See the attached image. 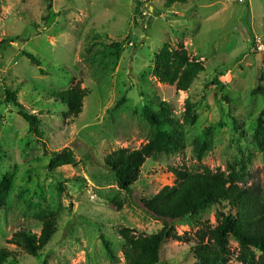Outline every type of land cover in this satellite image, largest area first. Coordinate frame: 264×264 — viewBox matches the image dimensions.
Wrapping results in <instances>:
<instances>
[{
	"label": "rangeland",
	"instance_id": "rangeland-1",
	"mask_svg": "<svg viewBox=\"0 0 264 264\" xmlns=\"http://www.w3.org/2000/svg\"><path fill=\"white\" fill-rule=\"evenodd\" d=\"M191 7L165 9V0H0V180L14 176L0 209V250L15 256L8 264H125L118 231L150 235L162 228L142 199L173 184L171 168L227 172L243 160L248 173L243 185H259L264 192V150L253 140L261 113L264 119V0H213ZM256 38L262 40L261 52L254 48ZM114 43L122 45L118 60L110 48ZM165 43L183 45L205 67L187 93L151 76L154 54ZM76 83L89 95L70 123L63 118L66 107L52 96ZM6 90L39 121L37 133L6 102ZM187 99L195 122L184 127L185 149L147 159L131 196L121 193V209H112L106 192L116 184L104 157L146 144L147 103L164 101L170 115L183 121ZM197 138L209 145L201 162L192 154ZM65 149L74 164L50 171L51 155ZM48 211L57 219V232L39 257L8 243L21 230L39 234L37 215ZM200 223L176 222V234L186 242L167 241L159 264H193L198 231L216 225L215 210L206 211ZM230 249L228 264H239L233 241Z\"/></svg>",
	"mask_w": 264,
	"mask_h": 264
},
{
	"label": "trees",
	"instance_id": "trees-1",
	"mask_svg": "<svg viewBox=\"0 0 264 264\" xmlns=\"http://www.w3.org/2000/svg\"><path fill=\"white\" fill-rule=\"evenodd\" d=\"M186 1L165 0V7ZM110 48L112 56L118 60L122 45L114 43ZM24 56L34 66H40V62L32 54L24 53ZM150 70L155 83L173 87L177 93H187L199 75L205 72V67L202 62L192 58L183 45L172 47L165 43L154 54ZM88 95L89 92L82 89L80 83H76L52 98L66 107L67 115H64V120L74 123L82 113L83 102ZM5 98L7 103L18 109V115L28 124L29 131L37 133L39 121L16 102V94L6 90ZM124 100L122 97L117 105ZM192 107L187 99L181 121L170 115L169 105L164 101L155 104L150 102L144 106L143 117L150 128L146 144L136 150L112 151L103 159L104 167L116 184V190L106 192L107 203L112 209H121V193L131 196L132 187L138 181L147 159L159 155L175 156L185 149L184 127L195 122ZM262 115L263 113L258 116L253 131V140L261 152L264 150ZM192 145L193 156L201 162L209 151L208 142L197 138ZM74 162L73 153L65 149L51 155L48 167L50 171H55L64 166H72ZM170 171L174 177L173 184L142 199L144 209L162 222V228L150 235H136L128 228L118 231L124 243L125 264H159L163 245L167 241L186 242L176 234L174 224L187 219L190 226H194L200 223L202 215L211 208L216 212V225L199 229V243L192 249L193 264H228L233 255L231 241L237 245L235 256L239 264H264V192L259 185H243L248 176L243 160L235 162L227 172H212L208 168L190 172L184 167L171 168ZM13 181L12 174L4 175L0 180V209L6 205ZM37 219L41 223L39 234L21 230L8 241L33 258L41 255L57 232V219L53 212H43L37 215ZM103 244L107 257L113 261L114 253L109 242L105 241ZM14 257L11 251L0 250V264L15 261Z\"/></svg>",
	"mask_w": 264,
	"mask_h": 264
},
{
	"label": "crops",
	"instance_id": "crops-1",
	"mask_svg": "<svg viewBox=\"0 0 264 264\" xmlns=\"http://www.w3.org/2000/svg\"><path fill=\"white\" fill-rule=\"evenodd\" d=\"M196 1L197 0H187L186 3H183V4H175V5H180L181 8H182L181 10L183 12H185V11H191V9H192L191 4L192 5L193 4H198L199 5V4H202V3H210L213 0H198L197 2ZM205 1H207V2H205ZM175 8H177V6H175ZM165 9H168V8L165 7Z\"/></svg>",
	"mask_w": 264,
	"mask_h": 264
},
{
	"label": "built area",
	"instance_id": "built-area-1",
	"mask_svg": "<svg viewBox=\"0 0 264 264\" xmlns=\"http://www.w3.org/2000/svg\"><path fill=\"white\" fill-rule=\"evenodd\" d=\"M238 1L242 2V0H238ZM254 48L260 52L263 50V43H262V40L260 38L255 39Z\"/></svg>",
	"mask_w": 264,
	"mask_h": 264
}]
</instances>
